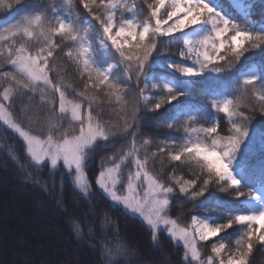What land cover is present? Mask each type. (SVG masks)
I'll return each instance as SVG.
<instances>
[{
  "label": "snow or ice",
  "instance_id": "6c2138e0",
  "mask_svg": "<svg viewBox=\"0 0 264 264\" xmlns=\"http://www.w3.org/2000/svg\"><path fill=\"white\" fill-rule=\"evenodd\" d=\"M260 2L264 7V0ZM21 3L22 0H0V9L11 10L14 5L19 6ZM140 3L141 7L138 8L137 0H99V3L97 0H58L51 5L40 3L18 9L21 16L14 23L0 22V27L9 25L5 30L12 37L19 36L24 41L18 48L8 46L5 62L11 64L14 71L0 73V77L9 81L0 93V119L24 138L27 154L36 167H40L46 157L51 168L56 170L58 161L62 160L75 186L86 198L91 189L84 175L89 153L98 142H108L117 135L124 139L130 137L129 150L122 152L118 158L110 157L111 166L103 164L102 158L96 183L108 198L113 203L123 205L127 211L139 214L148 225L154 244L158 245L162 231L167 232L178 246L182 244L184 264H193L194 261L197 264H216L217 260L218 264H247L246 257L253 249L254 240L264 245V162H261L258 173L254 174L255 166H250L245 158L253 138L249 130V113L254 114L259 110L264 116V67L258 71L254 65H249L246 71H241L238 80H232L230 75L222 80L219 74L226 73V69L217 66V62L226 59L221 55L222 51L231 55L228 65L233 68L248 58L246 54H264V16L258 23L248 19L252 14L250 8L255 7L252 0H243L242 4L236 0L239 12L231 4L229 10L225 11L223 0H170L168 4L165 0H152L151 3L140 0ZM81 5L87 12L83 17L78 11ZM161 9L164 10L163 14ZM141 15H144L143 20L139 19ZM169 21L173 22L169 24ZM55 36H59L61 41H68L67 52H61L78 66L82 64L81 75H87L93 88L104 86L109 89V99L116 92L119 93L116 99L125 106V115L121 117L122 126L109 127L98 119L94 122L91 109L95 97L88 98L84 93H78L88 102L87 122L81 113V103L66 102L65 91L61 85L54 84L49 76L53 70L49 58H53L60 47L54 42ZM193 37L199 49L193 48ZM33 38L43 41V46L35 54L29 51L27 44ZM3 39L0 35V40ZM171 41L183 43L179 51L183 60L164 56L162 49ZM194 50L198 53L197 59L189 62L188 56ZM0 55H4L2 46ZM41 84L59 92V111L61 114L70 113V121L80 125L78 132L75 129L61 132V126L52 125L47 137L41 140L11 118L12 113L4 102L11 101L18 91L35 95ZM198 84L201 85L198 91L204 97V104L192 111V105L181 100V97L189 96ZM225 84L229 85V90H225ZM130 90L131 100L128 98ZM149 92L154 94H147ZM235 92L242 99L251 95L258 102V107L256 104H246L244 107L247 112L242 111L240 103L228 98ZM40 100H44L43 95ZM163 105L174 109L173 120L167 124L168 128L186 118L185 138L179 143L161 140L163 146L159 148V153L151 154L146 146L153 141L145 138L142 141L145 152L141 156L136 145L139 114L141 111L159 112ZM128 108H131L130 114ZM217 113L226 114L231 124L224 146H220V139L217 138H211L209 142V138L217 134ZM197 116L208 118L212 126L191 127ZM57 133L60 134L59 140L56 139ZM193 133L196 139L192 138ZM260 136L264 146V132ZM158 154L162 157L158 161L161 171L166 170V158L170 163L179 162L181 165L194 163L202 175L192 179L178 178L174 171L177 165L173 164V171L167 180L161 179L149 168L150 164L155 166L157 163ZM127 164L135 168V172H129L127 177L131 195H125L117 188L121 167ZM27 175L31 177L32 173L27 172ZM141 177L146 185L142 196L133 183ZM210 188H218L220 192L234 196L239 206L225 209L228 215L223 222L193 217L199 241L208 242L219 237L211 245L215 257L209 255L206 261H201L196 235L180 227L168 212L183 202L198 201L196 207L204 206L212 196ZM181 195L183 201L179 199ZM241 197L244 199L241 200ZM146 208L149 209L147 212ZM234 225L239 226L235 251L228 250L225 260L221 257V252L225 250L224 240L230 238L227 230ZM74 231L82 238L78 223L74 225ZM101 249L108 264L126 251L119 246L114 251L103 243Z\"/></svg>",
  "mask_w": 264,
  "mask_h": 264
},
{
  "label": "trees",
  "instance_id": "16d2710c",
  "mask_svg": "<svg viewBox=\"0 0 264 264\" xmlns=\"http://www.w3.org/2000/svg\"><path fill=\"white\" fill-rule=\"evenodd\" d=\"M56 2L58 0H22L21 5H14L11 10L0 9V20L7 18L18 9L23 10L40 3L51 5ZM148 2L151 3L152 0ZM252 3L255 7L250 8L252 14L249 15V19L258 23L264 16V7L261 6L260 0H252ZM137 7H141L140 0H137ZM78 11L81 17L87 14L82 5L79 6ZM139 19L143 20L144 15H141ZM53 39L60 45L54 57L49 58L53 66L49 76L53 83L61 85L67 100L81 103L84 111H89L88 102L78 93H84L88 98L95 97L91 109L94 122L98 119L109 127L122 126L121 117L125 115V106L116 99L119 93L116 92L109 99L107 95L109 89L104 86L93 88L87 75H81L82 64L78 66L73 59L63 54L67 52L68 41H61L59 36ZM23 42L19 36L0 40V46L4 50V55H0V73L14 71L13 66L5 62L8 46L18 48ZM27 44L29 51L35 54L43 46V41L33 38ZM182 47V42L171 41L162 51L167 58L183 60L184 58L179 56ZM221 55L226 57L225 60L217 62V66L226 69V73L219 74L222 80L229 75L232 80H238L241 71H246L249 65H254L258 71L264 67V54L259 52L246 54L248 58L234 68L228 65V61L232 59L231 55L227 51H222ZM85 83L88 84L87 88ZM8 84L7 79L0 77V93ZM200 86L198 84L189 96L181 97V100L192 105V111L204 104V97L198 91ZM225 90H229L228 84H225ZM111 91L115 92V90ZM41 95L44 97L43 101L40 100ZM128 98L132 99L131 90L128 92ZM228 98L234 103H240L242 111L247 112L244 107L246 104H256L258 107V102L251 95L247 99H242L240 94L235 92ZM58 102L56 92L45 90L39 85L35 95L18 91L11 101L4 103L12 113V118L34 136L46 138L52 125L61 126V132L64 130L71 132L73 129L78 132L79 123L70 121L68 116L62 115ZM127 112L130 114L131 108H128ZM249 114L251 115L249 130L253 138L245 158L250 166H255V174L258 173L261 162H264V146L260 136L261 132H264V116L259 110ZM173 116L174 109L168 105H163L159 112H140L136 145L141 156L145 152V146L142 145L145 138H151L153 141L146 146L149 154L159 153V148L163 146L160 144L161 140L178 143L183 141L186 118L175 123L172 128H168L167 124L172 122ZM215 119L217 134L210 137L209 142L211 138H217L220 139V146H224L230 134L231 124L224 113H217ZM209 126L212 125L208 122V118L203 116H197L196 122L191 124L193 128ZM192 138L196 139L195 133L192 134ZM56 139H60L59 133L56 134ZM129 141L130 137L124 139L117 135L108 142H98L95 149L89 153L84 172L91 189L90 195L86 198L74 187L73 177L63 167H58L56 170L48 164L36 167L27 154L21 137L0 121V264H108L107 257L102 255L101 243L107 244L114 251L118 246L126 249L110 264H184V250L181 246L176 245L163 232L159 235L158 245L154 244L149 227L139 218L127 214L121 207L113 204L96 185L102 158L103 164L111 166L112 161L109 158H118L122 152L128 151ZM161 159L162 157L158 154L155 166L149 165L150 170L161 179L167 180L169 173L173 171V164L177 165L174 171L178 178L192 179L196 175H202L194 163L181 165L179 162L170 163L166 158L164 159L166 170L161 171V165L158 162ZM132 169L133 166L130 164L122 165L120 173L122 183L126 182ZM27 172L32 173L31 177L27 175ZM210 190L212 196L204 206L196 207L198 201L183 202L179 207L173 206L168 215L176 219L178 225L184 228L190 227L193 217L223 222L228 215L225 209H235L239 206V202L234 196L220 192L218 188H210ZM244 190L247 192V189ZM11 192L17 196L12 195L11 198ZM179 199L183 201V196H179ZM173 205H175V198ZM77 223L81 227L82 238L78 237L74 231V225ZM238 228V225H234L232 229L227 230L230 238L224 240L225 250L222 251V256H227L228 250L235 251ZM44 231H49V235H45ZM217 240L219 237L210 239L208 242H198L202 259L214 255L211 252V245ZM246 259L247 264H264V245L254 240L253 249Z\"/></svg>",
  "mask_w": 264,
  "mask_h": 264
},
{
  "label": "rangeland",
  "instance_id": "374dc122",
  "mask_svg": "<svg viewBox=\"0 0 264 264\" xmlns=\"http://www.w3.org/2000/svg\"><path fill=\"white\" fill-rule=\"evenodd\" d=\"M170 2V0H165V3L166 4H168ZM240 3L242 4L243 3V0H240ZM223 4H224V9H225V11H228L229 10V4H231V6H232V8H235L236 9V11L237 12H239L240 11V7L238 6V4L236 3V0H223ZM163 9H161V14H163ZM20 16H21V11H18V10H16L15 12H13L12 14H10L7 18H5V19H3V20H0V22H6V21H11V22H15L17 19H19L20 18ZM166 18V17H165ZM176 18L174 17L173 18V20H175ZM248 19H249V17H248ZM173 21H169V24H171ZM241 23L243 24V21H241ZM6 27H9V25L8 24H5L3 27H0V35H2L3 37H4V39H7V38H10V37H12L11 36V34H10V32H8V31H6L5 30V28ZM209 27V29L211 28V25H209L208 26ZM195 37H193V41H194V43H193V48L194 49H199V45H197L196 43H195ZM200 51H202V49H200ZM197 55H198V53H197V51L196 50H194L189 56H188V59H189V62H191V61H193V60H196L197 59ZM257 69V68H256ZM42 88H44L45 90H48V91H53V89H52V87H49V86H44L43 84H41L40 85ZM57 93V95H58V101H59V92H56ZM67 101H69V100H67L66 99V102ZM73 103V102H72ZM58 105H59V102H58ZM69 107H70V105H69ZM81 113H82V115L85 117V121H86V117H87V111H84L82 108H81ZM62 115H66V116H68V118L70 119V113H68V114H62ZM12 118V117H11ZM13 119V118H12ZM0 121L6 126V127H8L9 129H11V130H13L11 127H9V125L8 124H5L4 123V121H3V119H0ZM87 122V121H86ZM14 131V130H13ZM15 133H17L19 136H20V134L18 133V132H16V131H14ZM21 137V139L23 140V142L25 143V146H26V149H27V145H26V142H25V140H24V138L22 137V136H20ZM41 140H44L45 138H40ZM45 147H46V145H45ZM44 164H48L50 167H51V165H50V161L45 157V159H44V162L42 163V165H44ZM58 167H63L64 169H66L67 171H68V169L63 165V161L61 160V161H58V165H57V168ZM131 172H135V168L133 167V169H132V171ZM100 173V172H99ZM84 175H85V177H86V174H85V172H84ZM99 177V174H98V176H97V178ZM97 178H96V180H97ZM119 180H120V183L117 185V188H118V190L121 192V193H123V194H125V195H131L132 193H130L129 191H128V187H127V180H126V182H124V183H122V179H121V176L119 177ZM86 181H87V178H86ZM88 183V182H87ZM133 183H134V185L136 186V191L142 196L143 195V191H144V188L146 187V185H144V183H143V178L141 177V179L140 180H134L133 181ZM73 184H74V181H73ZM96 185H97V187H98V189L108 198V196L103 192V190L102 189H100V187H99V185L96 183ZM74 187L78 190V191H80L76 186H75V184H74ZM11 198H12V195H13V192H11ZM14 196V195H13ZM17 195H15L14 197H16ZM109 199V198H108ZM110 200V199H109ZM111 201V200H110ZM112 202V201H111ZM113 203V202H112ZM113 204H115V205H118L119 207H121L127 214H129V215H132V216H135V217H137V218H139L141 221H143L145 224H146V222L143 220V218L141 217V216H139V214H133V213H131V212H129V211H127L124 207H123V205H120V204H116V203H113ZM15 205H13V207H14ZM149 209L148 208H146L145 209V211L147 212ZM198 218V217H197ZM200 219H203V218H200ZM206 222H208L207 220H206ZM199 223V220H197V224ZM147 225V224H146ZM148 226V225H147ZM162 228H163V226H161ZM195 227H196V225H194L193 224V218H192V222H191V225H190V227H188L187 229L190 231V232H192L194 235H196L195 234ZM42 229H43V227H41ZM45 232V235H49V231L47 232V231H44ZM164 234H166L168 237H169V235H168V233L167 232H164V231H162ZM170 238V237H169ZM196 239H197V241L198 242H204V241H199V237H198V235H196ZM174 242V241H173ZM175 243V242H174ZM176 244V243H175ZM177 245V244H176ZM179 246H181L182 248H183V246H182V244L181 245H179ZM183 250H184V248H183ZM222 253V252H221ZM214 257H215V254L213 255ZM221 257H223L225 260H226V258H227V256H222L221 255ZM200 259H201V261H206L207 259H202L201 258V256H200ZM91 263V262H90ZM193 264H197V262H193ZM216 264H218V260L216 261Z\"/></svg>",
  "mask_w": 264,
  "mask_h": 264
}]
</instances>
